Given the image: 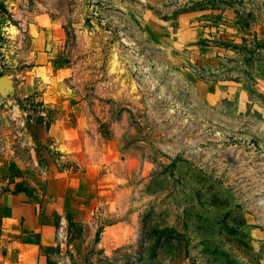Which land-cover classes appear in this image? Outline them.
I'll return each instance as SVG.
<instances>
[{
    "label": "rangeland",
    "instance_id": "374dc122",
    "mask_svg": "<svg viewBox=\"0 0 264 264\" xmlns=\"http://www.w3.org/2000/svg\"><path fill=\"white\" fill-rule=\"evenodd\" d=\"M1 77L0 264H264V0H0Z\"/></svg>",
    "mask_w": 264,
    "mask_h": 264
},
{
    "label": "water",
    "instance_id": "95a60500",
    "mask_svg": "<svg viewBox=\"0 0 264 264\" xmlns=\"http://www.w3.org/2000/svg\"><path fill=\"white\" fill-rule=\"evenodd\" d=\"M8 90H9V84L6 80V77H1L0 78V91L2 95L5 96Z\"/></svg>",
    "mask_w": 264,
    "mask_h": 264
},
{
    "label": "crops",
    "instance_id": "0c3cea01",
    "mask_svg": "<svg viewBox=\"0 0 264 264\" xmlns=\"http://www.w3.org/2000/svg\"><path fill=\"white\" fill-rule=\"evenodd\" d=\"M42 22H45V20L44 19H42ZM27 249H29L28 251H33V250H35L33 247H28ZM23 264H29L28 262L27 263H23ZM31 264H33V263H31ZM35 264H41L40 262H37V263H35Z\"/></svg>",
    "mask_w": 264,
    "mask_h": 264
},
{
    "label": "trees",
    "instance_id": "16d2710c",
    "mask_svg": "<svg viewBox=\"0 0 264 264\" xmlns=\"http://www.w3.org/2000/svg\"><path fill=\"white\" fill-rule=\"evenodd\" d=\"M18 191H22V190H18Z\"/></svg>",
    "mask_w": 264,
    "mask_h": 264
}]
</instances>
